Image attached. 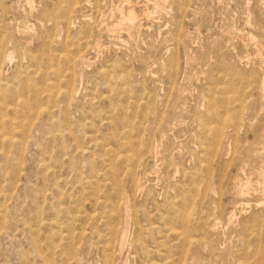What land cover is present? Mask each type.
<instances>
[{
  "label": "rangeland",
  "instance_id": "374dc122",
  "mask_svg": "<svg viewBox=\"0 0 264 264\" xmlns=\"http://www.w3.org/2000/svg\"><path fill=\"white\" fill-rule=\"evenodd\" d=\"M256 31L264 0H0V264L257 262Z\"/></svg>",
  "mask_w": 264,
  "mask_h": 264
},
{
  "label": "bare ground",
  "instance_id": "6f19581e",
  "mask_svg": "<svg viewBox=\"0 0 264 264\" xmlns=\"http://www.w3.org/2000/svg\"><path fill=\"white\" fill-rule=\"evenodd\" d=\"M28 2V1H27ZM88 2H89V0H88ZM259 2V1H258ZM89 4V3H88ZM77 7V6H76ZM258 10V9H257ZM260 11V10H259ZM259 13V12H258ZM260 13H262V12H260ZM260 15V14H259ZM122 18L124 19V20H126L127 22H129V23H131V24H133L134 23V21H135V19H136V14H135V9L133 8V7H129V9H128V11L125 13V15L124 14H122ZM260 18H262V17H260ZM67 23V22H66ZM70 23V22H69ZM128 23V24H129ZM130 25V24H129ZM259 26V25H258ZM263 27V26H262ZM113 29V28H112ZM263 29V28H262ZM260 30V29H259ZM128 32V31H127ZM260 31H258V33H257V31H256V57H257V55H259L260 57H262V58H256V64H258L257 65V67H256V90H258V91H262V90H264V57H263V53H264V42H263V40L260 38L261 37V35H259L260 33H259ZM264 34V33H263ZM60 39V38H59ZM15 53V52H14ZM78 55V54H77ZM14 54H13V52H9V53H7V55H6V57H7V59L9 60V61H11L14 57ZM76 57H78V56H76ZM80 57V56H79ZM83 57V56H82ZM75 60H76V58H74ZM84 59V58H83ZM37 60V59H36ZM74 60V61H75ZM86 60V59H85ZM39 61V60H38ZM82 62V61H81ZM80 62V63H81ZM74 63V62H73ZM76 64V63H75ZM83 64V63H82ZM75 66V65H74ZM84 67V66H83ZM81 68V67H80ZM84 69V68H83ZM37 70V69H36ZM65 92V91H64ZM73 92V91H72ZM65 93H68V92H65ZM71 93V92H70ZM259 93V92H258ZM69 94V93H68ZM257 94V93H256ZM262 94V93H261ZM264 94V93H263ZM70 95V94H69ZM234 95V94H233ZM232 95V96H233ZM68 97V96H67ZM237 97V96H236ZM71 98V97H70ZM264 97H262L261 99H263ZM232 99H233V97H232ZM231 99V100H232ZM257 102H258V99H256V105H257ZM240 103V102H239ZM238 105V104H237ZM260 107H257L256 106V117H257V115L260 113V112H262L263 110H264V107L262 106V104L261 105H259ZM1 121V120H0ZM240 121V120H239ZM262 121V120H261ZM2 123V122H1ZM257 130H259L258 129V126H257ZM221 131V130H220ZM223 132V131H222ZM217 134H218V131H217ZM228 134V133H227ZM4 134H2V136H3ZM6 136H8V135H6ZM216 136V135H215ZM0 137H1V134H0ZM2 138V137H1ZM215 138V137H214ZM217 138H220V137H217ZM7 139V138H6ZM9 139H11V138H9ZM9 139H7V142H8V140ZM260 139H264V128L262 127V130H261V136H260ZM1 140V139H0ZM1 141H3V139L1 140ZM10 141V140H9ZM15 141V140H14ZM264 144V143H263ZM142 147V146H141ZM250 152V151H249ZM257 157H262L263 159H262V161H261V163H260V170H261V172H259V170L257 171L258 173H259V175L262 173V174H264V148H262V149H260L259 148V146L256 144V158ZM263 171V172H262ZM262 174H261V176H262ZM240 178V177H239ZM235 181L237 182V183H239L238 182V180L237 179H235ZM250 181V180H249ZM248 181V182H249ZM247 184V183H246ZM249 184V183H248ZM240 185V184H239ZM247 186V185H246ZM234 190V189H233ZM237 190V189H236ZM240 190V189H239ZM242 193H243V190H242ZM244 194V193H243ZM241 195V194H240ZM263 204V203H262ZM234 216H235V212L234 211H231L230 213H229V216H228V220L229 221H231V220H233L234 219ZM191 243V242H190ZM263 250H264V247H263ZM256 259V258H255ZM254 262V261H253ZM254 264H264V255L262 256V257H259L258 258V261L257 262H255Z\"/></svg>",
  "mask_w": 264,
  "mask_h": 264
}]
</instances>
